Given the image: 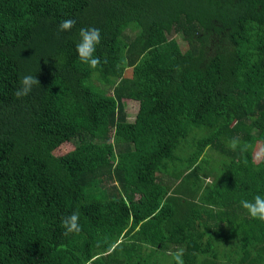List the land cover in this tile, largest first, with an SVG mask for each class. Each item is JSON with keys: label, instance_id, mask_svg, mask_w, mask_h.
Segmentation results:
<instances>
[{"label": "trees", "instance_id": "trees-1", "mask_svg": "<svg viewBox=\"0 0 264 264\" xmlns=\"http://www.w3.org/2000/svg\"><path fill=\"white\" fill-rule=\"evenodd\" d=\"M82 27L101 30L96 69ZM253 27L259 88L235 69ZM263 38L264 0H0V264H170L177 248L185 264H264V222L240 204L264 196ZM29 74L40 86L17 99Z\"/></svg>", "mask_w": 264, "mask_h": 264}, {"label": "clouds", "instance_id": "clouds-1", "mask_svg": "<svg viewBox=\"0 0 264 264\" xmlns=\"http://www.w3.org/2000/svg\"><path fill=\"white\" fill-rule=\"evenodd\" d=\"M76 25V20L73 18L63 19L57 26V32L70 31ZM80 41L76 45V52L80 61L90 69H96L101 65V59L96 56L97 46L101 43V30L97 27L80 28ZM35 86H40V81L35 75H24L19 81V87L15 90L14 95L17 99H22L31 94ZM227 146L235 151L241 147L239 137H232ZM241 207L245 209L248 215L259 221L264 222V196L256 195L253 200H241ZM61 227L64 229L63 235L79 233L81 226L79 224V211H74L70 215L61 218ZM172 257L170 264H185L183 256L184 249L177 248L169 253Z\"/></svg>", "mask_w": 264, "mask_h": 264}, {"label": "rangeland", "instance_id": "rangeland-1", "mask_svg": "<svg viewBox=\"0 0 264 264\" xmlns=\"http://www.w3.org/2000/svg\"><path fill=\"white\" fill-rule=\"evenodd\" d=\"M254 29H250L249 31H247V33H238L235 35V37L238 39V42H240V44L237 43V57H236V66L235 69L236 71L239 72V78H238V83L242 86V87H251V86H255V87H260V83L254 78V76L251 74L250 75V69L253 67L251 64L255 61V59H250L253 57V54H257V48L256 46L258 44L261 43V41H259V39L257 38V34H256V29L255 27H253ZM175 38L179 44V46L181 48H184L185 43L184 41L180 38L179 34L175 35ZM264 42V38L262 40ZM249 55V56H248ZM249 57V58H248ZM248 62H250L251 64H248ZM131 74V69L130 66H127L124 68L123 70V75L125 76H129ZM125 112L127 115V119H132L136 108H137V103L134 99L131 98H127L125 99ZM191 129L195 130V131H201V132H207V128L203 127V128H198L196 125L191 124ZM73 140H65L62 141L58 146H56L54 148V152L56 153H60V152H64L70 148L73 147ZM258 154H259V142H256L254 148H253V156L254 158H258ZM163 177H165V179H167V175H163Z\"/></svg>", "mask_w": 264, "mask_h": 264}]
</instances>
